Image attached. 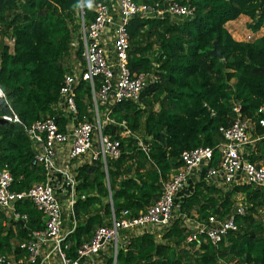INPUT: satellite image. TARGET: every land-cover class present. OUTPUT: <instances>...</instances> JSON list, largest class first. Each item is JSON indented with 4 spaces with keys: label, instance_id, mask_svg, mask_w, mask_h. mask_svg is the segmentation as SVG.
I'll use <instances>...</instances> for the list:
<instances>
[{
    "label": "trees",
    "instance_id": "1",
    "mask_svg": "<svg viewBox=\"0 0 264 264\" xmlns=\"http://www.w3.org/2000/svg\"><path fill=\"white\" fill-rule=\"evenodd\" d=\"M104 0H0V30L8 34L11 47L0 40V117L17 114L21 124L46 117L59 127L64 120L56 109L58 87L71 67L80 62V17L92 18V7ZM147 5L166 0H132ZM194 8L190 17L142 18L132 16L126 26L127 67L133 73H153L159 81L147 84L137 101L124 100L110 107L116 123H105L101 133L117 139L119 155L73 161L75 180L72 216L64 242L66 256L94 230L109 225L122 211L135 217L154 202L161 183L181 166L182 151L207 146L213 150L208 166L216 165L215 147L222 131L236 118L254 120L264 107V2L261 0H175ZM239 16L248 19L245 28L254 39L235 41L227 23ZM219 46L220 57L210 56ZM77 119L91 120L87 110L89 87L79 83L74 91ZM6 102V103H5ZM237 106L238 112L233 108ZM124 121L128 136H121ZM5 122V121H4ZM256 132L263 129L255 128ZM139 137L147 148L136 145ZM36 150L16 123L0 124V170L12 176V188L21 191L43 181ZM249 160L264 166V140L253 144ZM191 178V180H190ZM187 194L174 199L166 225L151 231L117 235L115 252L100 250L99 264H264V190L248 184L216 186L193 175ZM240 196L235 202L234 197ZM243 208L242 214L235 207ZM25 214L22 223L0 214V256L22 259L18 244L27 232L42 229L41 213L27 201L14 205ZM233 217L234 230L226 231L216 245L197 233L196 225L212 217L223 221ZM22 262L20 264H38Z\"/></svg>",
    "mask_w": 264,
    "mask_h": 264
},
{
    "label": "built area",
    "instance_id": "2",
    "mask_svg": "<svg viewBox=\"0 0 264 264\" xmlns=\"http://www.w3.org/2000/svg\"><path fill=\"white\" fill-rule=\"evenodd\" d=\"M114 1L96 2L92 7V18L85 24L81 10L78 11L80 62L63 74L58 87L56 109L64 120V126L60 128L51 117L21 124L9 105L8 111L0 117L5 122L22 126L36 150L33 161L40 165L43 173L42 182L32 183L28 188L17 191L11 186L10 173L6 169L0 170V214L22 225L26 216L16 211L14 205L27 201L40 211L43 225L41 230L28 231L26 239L18 244L19 249L24 252L22 259L0 256V264H20L22 260L35 262L37 258L38 264H41L43 250L44 257L54 254L57 264H84L85 260L92 258L109 244L114 254L116 236L120 230L139 233L147 231V226L159 228L166 225L177 193L193 174H202L204 179L214 180L217 186L248 184L264 190V166L249 160L253 144L264 140V107H261L258 111L262 116L254 120L238 117L222 131V140L215 147L216 165H207L213 156L214 149L210 147L201 146L182 151L179 155L181 166L161 183L158 198L143 212L131 218L127 217L126 211H122L119 218L112 216L109 225L96 228L91 237L76 248L73 259L66 256L69 245L64 242V238L70 230L63 233L61 228L59 196L63 192L59 185H65L67 210L71 219L75 185L71 171L73 161L78 162L82 157L88 161L99 158L105 171L106 158L115 159L119 155L118 140L101 133L103 124L116 123L110 116V107L124 100L137 101L147 84L159 81L158 76L153 73H133L127 67L128 20L135 15L142 18L165 15L171 19L187 18L192 16L194 10L192 6L175 0L153 5L134 3L132 0ZM81 82L89 87L90 101L87 110L91 113L90 121L85 117L77 119L74 91ZM2 99L4 94L0 89V100ZM233 111L238 112L237 106ZM117 124L122 127L121 136L130 134L123 120ZM256 127L263 131L256 132ZM135 139L139 149L146 152L142 139ZM235 213L242 214L243 208L237 205ZM196 229L197 233L204 234L208 242L216 245L226 231L235 229V224L232 216L223 221L210 217L206 224H197Z\"/></svg>",
    "mask_w": 264,
    "mask_h": 264
},
{
    "label": "rangeland",
    "instance_id": "3",
    "mask_svg": "<svg viewBox=\"0 0 264 264\" xmlns=\"http://www.w3.org/2000/svg\"><path fill=\"white\" fill-rule=\"evenodd\" d=\"M112 3H114V0H110ZM262 2H264V0H261ZM248 22V19H246L244 16H239L235 21L227 23L225 25L226 30L229 32L230 36L235 40V41H246V40H250V39H254L256 37H258L261 33V31L252 34L251 32H249L246 28H245V24ZM0 33L1 30H0ZM0 40L5 42L9 47H11V40L8 37V34H0ZM69 64V66L72 68L75 65L74 60L72 59H68L67 60V65ZM81 162V160H85L84 157L79 159ZM197 174H193L194 177H196ZM191 177V176H190ZM189 177V178H190ZM191 180V178H190ZM232 185V184H231ZM178 195V193H177ZM234 200L236 203H238L240 201V196L236 195L234 197ZM59 202L61 204V211H62V220H61V228H62V232L65 233L68 229V214H67V206H66V200L64 199V197H60L59 196ZM68 222V223H67ZM154 228V227H153ZM150 231L154 234H156L158 232V228H154V229H150ZM126 233H133L132 231H127ZM118 242H120L119 236H116V243L118 244ZM110 246L107 245V250L109 251ZM113 250V249H112Z\"/></svg>",
    "mask_w": 264,
    "mask_h": 264
},
{
    "label": "crops",
    "instance_id": "4",
    "mask_svg": "<svg viewBox=\"0 0 264 264\" xmlns=\"http://www.w3.org/2000/svg\"><path fill=\"white\" fill-rule=\"evenodd\" d=\"M197 179H203L205 181H209L211 183H213L214 185H216V182L212 179H204V177L202 176V174H197L196 176ZM60 189L62 190L63 193H60V197H64V199L66 200V206H67V203H68V197L66 195V188H65V185L61 184L59 185ZM191 186H192V183L190 184H186L184 186V188L182 190H180L178 192V197H181L184 193L187 194L190 190H191ZM217 186V185H216ZM67 214H68V221H70V214L68 213L67 211ZM61 218H62V211H61ZM68 223V222H67ZM69 229V228H68ZM67 229V230H68ZM150 229H154L152 226H147V230L150 231ZM43 257L41 258L42 259V263L41 264H57V259L56 257L54 256V254H51L49 255L48 257H44L45 255V250H43V253H42ZM100 255H102L100 252H98L95 256H93L92 258H89L88 260H85L84 261V264H99L100 260H99V257ZM40 259V260H41Z\"/></svg>",
    "mask_w": 264,
    "mask_h": 264
},
{
    "label": "water",
    "instance_id": "5",
    "mask_svg": "<svg viewBox=\"0 0 264 264\" xmlns=\"http://www.w3.org/2000/svg\"><path fill=\"white\" fill-rule=\"evenodd\" d=\"M210 56L220 57V48L219 46H213V48L209 51ZM5 123L2 119H0V124Z\"/></svg>",
    "mask_w": 264,
    "mask_h": 264
}]
</instances>
